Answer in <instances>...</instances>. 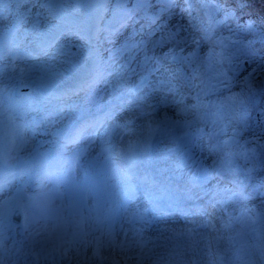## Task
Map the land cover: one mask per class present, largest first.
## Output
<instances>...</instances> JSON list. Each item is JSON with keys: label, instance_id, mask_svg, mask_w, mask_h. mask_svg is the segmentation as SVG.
Wrapping results in <instances>:
<instances>
[{"label": "snow or ice", "instance_id": "snow-or-ice-1", "mask_svg": "<svg viewBox=\"0 0 264 264\" xmlns=\"http://www.w3.org/2000/svg\"><path fill=\"white\" fill-rule=\"evenodd\" d=\"M250 3L0 0V192L25 176L42 186L81 145L120 161L118 200L89 204L85 189L56 206L46 193L0 199V264H264V8L247 15ZM129 25L105 58L102 45ZM15 81L32 89L24 104ZM80 92L95 112L72 99ZM57 120L52 151L20 155L29 132ZM14 211L27 246L5 243ZM177 216L191 226L160 229L169 244L156 252L145 229Z\"/></svg>", "mask_w": 264, "mask_h": 264}, {"label": "rangeland", "instance_id": "rangeland-1", "mask_svg": "<svg viewBox=\"0 0 264 264\" xmlns=\"http://www.w3.org/2000/svg\"><path fill=\"white\" fill-rule=\"evenodd\" d=\"M110 4H115L116 3V0H109ZM127 3H128V6L130 7L131 4H132V0H127ZM71 14L73 16H76L78 15V12L76 10H72ZM247 14V13H245ZM248 15V14H247ZM112 17V9L109 8L107 11H105L102 15V17L99 19V22L101 24H103V22L109 20L110 18ZM91 23V22H90ZM128 31H131V25L128 26V28H126L124 30V32H122L120 34V36H117L113 41L112 43H108V42H105L103 45H102V50H103V54L105 56V58L108 57V55L110 53H114L115 52V49L116 47L119 46V43L123 37V35L128 32ZM226 34V33H225ZM78 43H85L84 41H79ZM29 63H31V61H29ZM24 88H26V91L23 93V96H27L29 93H31V88L27 86V84H23ZM101 88V95L104 96V102L106 103V99L108 98L107 97V94L103 91V89L107 88L109 91L111 90V85L110 84H105V83H101L100 86ZM235 90H238V89H235ZM82 93V97H75L73 100L76 101L77 103L79 104H83L85 107L88 108V110L92 111L93 109H95V107H92V106H89L85 103V99H86V93L85 92H80ZM212 99H215L216 97L213 95L211 97ZM6 103V102H5ZM92 112H95L92 111ZM168 114L170 116H172L173 118H176L175 117V111L174 109H169V112ZM190 118V117H189ZM61 122H59L58 124H60ZM179 131L177 129L176 131V134L179 135ZM167 143V140L164 139V138H161V141L160 143L158 144V148H163L164 147V144ZM88 145H92V147H94L92 150H93V154L91 157H84L82 156V152H83V145H81V151L78 155V157L76 158H70L71 157V153H65V156H64V159L61 160V163L64 164V166L66 167V169L68 168V171L69 173L71 174L73 180H74V183L73 185H69L65 182H63L62 180H60L59 178H57V175L54 174L52 177H49V178H45L44 181H43V185L40 187V189L36 192H31L28 190L26 196L24 197H27L28 196V193H31L30 196H33L35 194H38V193H46V194H49L51 197H52V201H56L58 203L61 204L62 200L63 202L66 204L67 201H68V195H65L64 191L66 190V187L72 191H75V190H78L79 188V185H77L75 188H73V186L75 185V177H78L81 179V171L84 169V170H93L95 172H99L100 171V168L102 167V165H107L108 167H110V164L108 163V160H107V157L106 155H108L107 153H104V154H100V149L99 147L96 145V144H88ZM72 147V146H70ZM30 147L28 146L27 150L29 149ZM25 151H22L20 153L21 156L25 155ZM193 154L195 157H201V153L197 150V149H193ZM206 156V154H204ZM82 159L83 161H85L82 165H81V169L77 167V165L79 164V162L82 163ZM87 159V161L85 160ZM210 162V161H209ZM98 184V182H97ZM11 190L12 188L8 191L9 193H11ZM65 195V196H63ZM260 203V200H256V201H250L246 204H244L246 207L248 208H255L259 205ZM238 207V211H237V214L239 212V206ZM24 216V215H23ZM9 217L10 215L8 216L7 220H5L4 222V227L6 229L5 231V235L7 236V239L5 241V243L7 244L8 247H12V244H11V241H10V237H9V233H8V223H9ZM178 218L176 217H169V218H165L166 219V223L165 224H158V233H159V230L164 228V227H172V228H182L184 227L186 224L187 226L190 227V224H188L187 220L184 218V217H181V216H177ZM172 218V219H171ZM188 219H191V217H189ZM44 221L41 220V224L43 223ZM55 221H49V224L51 225L52 223H54ZM241 227V224L240 223H235L234 224V228L235 229H239ZM253 228H256L257 230L259 229V224H256V225H253L252 226ZM29 231H31V229H29ZM29 231H26V235L29 237ZM167 235V234H166ZM225 235H228V233H225ZM251 235H253V233L250 232V237ZM30 238V237H29ZM146 239H149V237H145ZM155 244L157 245H160L161 247H157L155 249L156 252H162V251H165V247L166 245L169 244L168 241L162 239V238H157V240L154 241ZM238 247V245H237ZM231 254V253H229Z\"/></svg>", "mask_w": 264, "mask_h": 264}, {"label": "bare ground", "instance_id": "bare-ground-1", "mask_svg": "<svg viewBox=\"0 0 264 264\" xmlns=\"http://www.w3.org/2000/svg\"><path fill=\"white\" fill-rule=\"evenodd\" d=\"M4 84H8L10 83L9 81L7 82H3ZM59 120H57L58 122ZM53 127H57V123L56 124H53L52 125ZM60 126V125H59ZM29 137H30V134L28 133ZM31 143V139H29V144ZM98 143V142H97ZM28 144V146H29ZM83 147V152H82V156L84 157H91L92 156V152H93V148L92 145H86V146H82ZM28 148V147H27ZM87 161V159H85ZM85 161H83L82 159V163L79 162V164L77 165L78 168L81 169V165L84 163ZM112 168L108 167L107 165H102V167L100 168V180H99V191H100V195H102L103 199L105 200H109L111 201L112 200V197L109 195V191L110 189H114V186L116 185V181L115 179L113 178V173H112ZM79 177L77 175V179H76V183H81V180H78ZM12 187V185L10 186ZM71 192V190H69L67 187H66V190L64 191L65 195L69 194ZM63 195V196H65ZM9 197V193H8V188L5 189L3 192H0V199H3V198H7ZM91 195H89V199H88V203L91 204ZM53 202V205L56 206V205H60V203L56 202V201H52Z\"/></svg>", "mask_w": 264, "mask_h": 264}, {"label": "trees", "instance_id": "trees-1", "mask_svg": "<svg viewBox=\"0 0 264 264\" xmlns=\"http://www.w3.org/2000/svg\"><path fill=\"white\" fill-rule=\"evenodd\" d=\"M264 8V0H251L250 5L248 6V8L245 10V12L248 15H258L261 12V9ZM258 199V197H253L252 199L248 200V201H252V200H256ZM247 203V202H243Z\"/></svg>", "mask_w": 264, "mask_h": 264}]
</instances>
